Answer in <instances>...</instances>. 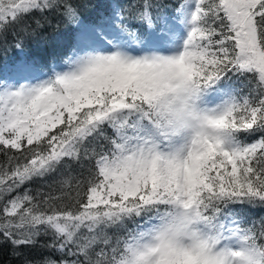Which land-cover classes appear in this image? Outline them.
I'll return each instance as SVG.
<instances>
[{"label": "snow or ice", "instance_id": "snow-or-ice-1", "mask_svg": "<svg viewBox=\"0 0 264 264\" xmlns=\"http://www.w3.org/2000/svg\"><path fill=\"white\" fill-rule=\"evenodd\" d=\"M256 207L264 0H0V264H264Z\"/></svg>", "mask_w": 264, "mask_h": 264}, {"label": "trees", "instance_id": "trees-1", "mask_svg": "<svg viewBox=\"0 0 264 264\" xmlns=\"http://www.w3.org/2000/svg\"><path fill=\"white\" fill-rule=\"evenodd\" d=\"M55 24L56 22L53 21V26L47 27L41 34L42 39H44L45 42L49 44L52 41H54L57 37H59L65 30V25L63 23H61L58 27H56ZM64 178L67 179L68 177H64ZM55 179H60V177H56ZM48 184H54V180L41 181L38 184L32 185V189L33 191L48 192L49 191V188L47 187ZM52 192L54 195L68 194L70 192V189L67 186L54 185V187L52 188ZM248 213L252 217L259 218L260 216H264V208L256 207V208L248 209ZM25 251L27 255L36 258H39L41 254L44 253V250L40 248L25 250ZM7 264H11L10 257L8 258Z\"/></svg>", "mask_w": 264, "mask_h": 264}]
</instances>
